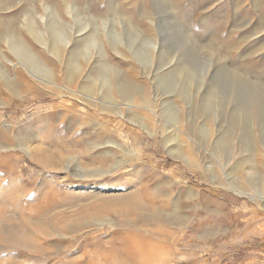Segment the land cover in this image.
Here are the masks:
<instances>
[{"label":"rangeland","instance_id":"obj_1","mask_svg":"<svg viewBox=\"0 0 264 264\" xmlns=\"http://www.w3.org/2000/svg\"><path fill=\"white\" fill-rule=\"evenodd\" d=\"M0 264H264V0H0Z\"/></svg>","mask_w":264,"mask_h":264}]
</instances>
